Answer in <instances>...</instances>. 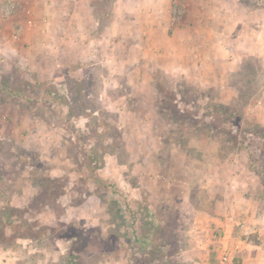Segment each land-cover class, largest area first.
Wrapping results in <instances>:
<instances>
[{
	"label": "rangeland",
	"instance_id": "1",
	"mask_svg": "<svg viewBox=\"0 0 264 264\" xmlns=\"http://www.w3.org/2000/svg\"><path fill=\"white\" fill-rule=\"evenodd\" d=\"M207 1L0 0V264H264V0Z\"/></svg>",
	"mask_w": 264,
	"mask_h": 264
},
{
	"label": "crops",
	"instance_id": "2",
	"mask_svg": "<svg viewBox=\"0 0 264 264\" xmlns=\"http://www.w3.org/2000/svg\"><path fill=\"white\" fill-rule=\"evenodd\" d=\"M199 1H201V0H199ZM214 1H217V0H212V1H209V2L207 1L206 5L212 4V2H214ZM227 2L229 3V0H227ZM220 6L222 7V5H220ZM240 11H241V9L239 10V13H240L241 16H243L244 12L241 13ZM213 16L214 17H217V16L221 17L219 19V21H221V20L224 21V23L221 24L223 26L222 29L227 27V29H229V30L233 29L234 32H236V30H239V31L242 30L243 32L241 33V36L239 35V36H236V37H241V39H239V42H241V40H242L243 41L242 44H244L245 47H248L249 50H251V51H259V48H261L263 46V40H262L263 35H262L261 32L258 33L256 31L255 34H253V33H249L248 34V31H249L248 29H249V26H250V22H248V19H246L244 17L242 18L241 16H238L237 18H233V16H231L227 12L226 13L225 12L214 13ZM241 19L242 20L246 19V20L244 22H242L241 24H239V26H238L237 23H239V21H241ZM198 38H201L200 35L198 36ZM235 41H236V38L226 39L225 40V45L227 47L232 48V44L233 43L235 44ZM237 42H238V40L236 41V43ZM234 46L235 45H233V47Z\"/></svg>",
	"mask_w": 264,
	"mask_h": 264
},
{
	"label": "trees",
	"instance_id": "3",
	"mask_svg": "<svg viewBox=\"0 0 264 264\" xmlns=\"http://www.w3.org/2000/svg\"><path fill=\"white\" fill-rule=\"evenodd\" d=\"M149 230H150V229H149ZM146 234L149 236V238L146 239V240H147L146 242H144V246H145V244H146V247H147V246H149V245L151 244V242H152L151 239L154 238V236H153L154 233H153L152 231H151V232L149 231V232L146 233ZM146 249L149 250V248H146ZM149 251H150V250H149ZM160 254L163 255V256H166V253H165V252H161ZM159 260L161 261V257H160V258H156V259H154L153 262L158 263Z\"/></svg>",
	"mask_w": 264,
	"mask_h": 264
},
{
	"label": "built area",
	"instance_id": "4",
	"mask_svg": "<svg viewBox=\"0 0 264 264\" xmlns=\"http://www.w3.org/2000/svg\"><path fill=\"white\" fill-rule=\"evenodd\" d=\"M11 6V5H10ZM8 7V6H7ZM12 7V6H11ZM5 9H8V8H6L5 7ZM224 261H227V256L226 255H224V256H222L221 257V263H223Z\"/></svg>",
	"mask_w": 264,
	"mask_h": 264
}]
</instances>
